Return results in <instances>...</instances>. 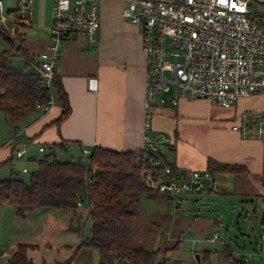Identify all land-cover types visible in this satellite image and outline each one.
<instances>
[{"label":"crops","instance_id":"0c3cea01","mask_svg":"<svg viewBox=\"0 0 264 264\" xmlns=\"http://www.w3.org/2000/svg\"><path fill=\"white\" fill-rule=\"evenodd\" d=\"M252 1L264 8V0ZM54 2L34 0L30 16L20 28L25 35V47L38 62L40 55L49 50ZM15 4L16 0H4L6 24L12 27L15 16L9 11L15 8ZM127 5L126 0L100 1L101 26L94 45L91 46L80 33L71 34L65 39L60 50L58 75L68 94L71 112L63 122L56 123L62 113L57 103L49 112L33 113L17 126L10 124L5 113L0 111V175H10L9 178L16 175V160H21L19 165L30 161L39 163L42 159L39 155L53 151V147L72 150L79 158L90 154L94 147L122 152H138L143 148L146 58L141 28L124 17ZM259 16L258 19L264 18V12ZM90 78L96 79L95 89L89 87ZM247 102L248 108L254 111L263 108L262 97L243 101L236 109L230 110L232 116L226 118L225 124H220L218 131L212 132L203 141L196 139L193 133L183 134L187 131L176 126L178 118L176 120L166 109L154 108L151 117L153 134L165 133L171 138V147H164V150L167 158L172 156L168 160L178 168L205 170L208 160L212 158L222 163L240 164L247 169L242 173L216 172L213 175L216 189L207 188L199 194L194 204L198 207L210 203L208 213L200 211L196 216H181L178 210L183 201L178 200L175 214H168L171 224L165 247L179 248L184 240L195 239L197 244L203 246V260L199 259V264H207L208 261L209 264H233L225 261L223 251L226 246L231 247L234 254L247 255L250 264L254 259L257 264H264V225L260 223L264 209V140L245 136L234 129L240 123L242 106ZM166 103L174 106L170 100H166ZM198 103L214 104L208 100L181 99L175 107L184 112ZM20 150L23 154L17 156ZM6 166H10V170ZM24 169L28 172H24ZM22 172L29 173L28 167L23 165ZM245 203H248L251 211L254 210L255 215H259V226L255 223L247 227L246 224L240 225V211ZM235 222L239 226L236 237L242 238L244 249H235L221 240L222 228L228 231ZM258 231H261L260 240L255 233ZM217 233L218 239L213 240ZM186 235L189 237L186 238ZM220 241V245L216 244ZM208 244H211L210 248Z\"/></svg>","mask_w":264,"mask_h":264},{"label":"built area","instance_id":"2783aa9c","mask_svg":"<svg viewBox=\"0 0 264 264\" xmlns=\"http://www.w3.org/2000/svg\"><path fill=\"white\" fill-rule=\"evenodd\" d=\"M34 0H16L15 11L22 21L30 16ZM101 0H55L49 50L40 55V74L50 98L36 109L49 112L56 104L53 80L65 39L84 35L90 45L97 42L101 26ZM124 17L141 28L146 58V120L141 152H164L171 138L154 135L153 108L166 102V94L177 106L181 99L208 100L225 109H236L243 101L262 97L263 108H244L234 129L245 136L264 140V22L255 19L251 0H126ZM255 21H254V20ZM0 21L7 23L4 0ZM15 18L14 27H16ZM96 88V79H89ZM21 156L23 151H17ZM88 154V151L86 152ZM24 172H28L24 169ZM144 180L155 191L177 203L179 194H201L216 189L209 170L173 169L170 166L146 171ZM218 233L213 240L218 239ZM263 253H264V234ZM243 262L247 255L235 253Z\"/></svg>","mask_w":264,"mask_h":264},{"label":"trees","instance_id":"16d2710c","mask_svg":"<svg viewBox=\"0 0 264 264\" xmlns=\"http://www.w3.org/2000/svg\"><path fill=\"white\" fill-rule=\"evenodd\" d=\"M9 12L14 13L17 21L14 29L0 21V37L10 44L0 52V111L5 113L10 124L17 126L31 114L40 112L36 109L37 104L46 102L51 94L43 86L41 63L25 47V35L20 31L24 21L18 18L15 9ZM258 20L264 22V18ZM14 39L20 41L18 46H13ZM17 55L24 59L25 70L12 66L11 60ZM53 94L62 108L56 120L60 124L69 116L71 105L59 75L53 80ZM164 147H171V143H165ZM54 149L56 147L39 161L36 170L30 173L29 182L16 178V175L0 180V222L6 206H12L21 219H26L36 210L58 209L71 213L72 222L68 223L67 229L80 234L85 214L81 209L87 207L86 218L91 223L89 236L68 259L57 264H73L83 249L97 250L98 264H166L165 260L157 261L159 254L175 250L178 246L149 249L142 243L130 244L142 195L166 197L150 188L144 180L146 171L150 169L161 166L177 168L168 160L166 151L122 152L94 147L90 154L75 161H60ZM50 155L54 158L51 159ZM205 170L213 175L216 172L233 174L247 171L243 165L222 163L212 158ZM73 221H77V225H73ZM34 248L37 246L18 243L6 264H37L28 254ZM223 254L227 263L250 264L237 259L229 246L225 247Z\"/></svg>","mask_w":264,"mask_h":264},{"label":"rangeland","instance_id":"374dc122","mask_svg":"<svg viewBox=\"0 0 264 264\" xmlns=\"http://www.w3.org/2000/svg\"><path fill=\"white\" fill-rule=\"evenodd\" d=\"M253 15L256 18L260 17L264 8L257 2L252 1L250 6ZM7 15V11L5 12ZM254 20V19H253ZM255 21V20H254ZM21 31V30H20ZM20 41L14 39L13 46H18ZM10 47V44L2 37H0V52ZM14 68L25 70V61L20 56H14L11 60ZM165 100H169L167 95H164ZM165 102L157 107L158 110H168L173 117L178 118L177 127L187 131L190 135L194 134L196 139L203 141V138L209 137L210 134L218 131V128L225 124L226 118L232 116L230 109L221 108L216 104H193L191 108L182 112L175 106H169ZM249 106V103H244L243 108ZM153 108V111H154ZM221 124V125H220ZM176 127V128H177ZM56 158L60 161H75L79 157L72 153V150H55ZM50 152L43 153L39 156L43 159ZM51 159L54 157L49 156ZM171 160L172 156H168ZM24 160V159H23ZM21 161V160H19ZM15 161L16 178L29 182L30 173L38 167V161H30L27 163H20ZM18 165L20 167H18ZM25 165L29 169V173L22 172V166ZM10 170V166H6ZM8 176L0 175V180L9 178ZM222 192V191H221ZM199 194H179L176 199L183 201L179 215H195L200 211L208 213L211 207L210 203L207 206L200 204L195 206L196 198ZM244 208H241L240 225L251 226L252 223L259 226L258 217L254 210H250L248 203H245ZM176 204L168 201L165 197H158V199H150L146 195L141 197V205L138 209L136 217L134 232L130 240L132 246L144 244L149 249L165 248L167 241V230L171 224V216L169 213L175 214ZM84 219L82 222V231L80 234L67 229L69 222H72V215L68 211L58 209H40L31 212L26 219H21L16 215L15 209L12 206H6L1 213L0 222V264H6L8 256L16 248L18 243L26 242L30 245H36L37 248L29 250V257L37 264H57L68 259L73 252L78 248L79 244L87 238L90 234V220L86 218L88 212L87 207L81 209ZM239 215V214H238ZM255 217V219H254ZM255 220V222L253 221ZM73 225H77V221H73ZM239 229L237 222L229 226L228 231L225 228L221 230V240H224L235 249H244L242 238L236 237V232ZM191 232L188 234L190 235ZM258 234L260 240L261 231L255 232ZM254 234V233H253ZM189 237L186 235V238ZM220 242L216 244L220 245ZM209 248L211 244L209 245ZM215 246V245H212ZM203 246L195 242V239L184 240L181 246L175 250L161 252L157 261L165 260L166 264H199V259L203 260L202 256ZM200 257L198 258V255ZM99 252L97 250L83 249L73 264H98ZM252 264H257L253 260Z\"/></svg>","mask_w":264,"mask_h":264},{"label":"water","instance_id":"95a60500","mask_svg":"<svg viewBox=\"0 0 264 264\" xmlns=\"http://www.w3.org/2000/svg\"><path fill=\"white\" fill-rule=\"evenodd\" d=\"M260 223L262 225H264V209H263V212H262L261 217H260ZM198 258H199V256H198Z\"/></svg>","mask_w":264,"mask_h":264}]
</instances>
